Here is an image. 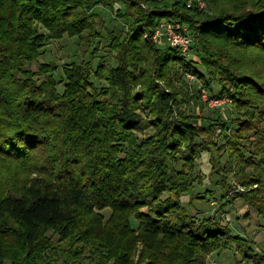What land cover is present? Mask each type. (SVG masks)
I'll list each match as a JSON object with an SVG mask.
<instances>
[{
  "label": "trees",
  "instance_id": "obj_1",
  "mask_svg": "<svg viewBox=\"0 0 264 264\" xmlns=\"http://www.w3.org/2000/svg\"><path fill=\"white\" fill-rule=\"evenodd\" d=\"M202 1L0 0V264H207L227 249L264 264L183 201L220 191L222 209L242 200L264 219V0ZM100 5L121 21L112 54ZM163 22L187 28L192 58L155 42ZM66 37L92 59L31 69ZM186 72L201 89L178 84ZM202 90L232 100L227 118Z\"/></svg>",
  "mask_w": 264,
  "mask_h": 264
},
{
  "label": "rangeland",
  "instance_id": "obj_2",
  "mask_svg": "<svg viewBox=\"0 0 264 264\" xmlns=\"http://www.w3.org/2000/svg\"><path fill=\"white\" fill-rule=\"evenodd\" d=\"M97 8L98 14L100 15V17H97L99 25L98 29L102 33V38H100L101 55L109 53L112 54L111 49L109 48L108 28L112 29L114 26L120 25L121 21L117 22L115 20H111L109 15L111 11L103 5H100ZM117 8L119 9L120 6H117ZM122 26L125 25L122 24ZM84 47L85 46L77 38L66 37L63 40L53 41L52 44L45 49L44 54L38 59V61L31 65V69L36 72L40 69L41 64L52 63L58 65V73L60 74L66 66L75 61L80 63L84 60L92 59L91 55L85 58V54L83 52ZM189 55L187 57H189ZM193 56L194 53L190 57L192 58ZM195 59L198 60V58ZM182 79L183 80L178 82V84L180 83L186 85L187 82L192 90L198 88L201 89L199 78L194 73L186 72V74L184 73L182 75ZM176 84L177 82L174 83V85ZM63 88L64 84L59 85V89L61 91H63ZM192 90H188V92H192ZM190 94L187 96L190 97ZM200 95L202 102L207 108L204 111L222 108L224 118L228 117V108L233 106L230 98H211L207 90L200 91ZM197 113L199 114V110H197ZM146 134H148V132ZM198 162L200 163L199 169L207 176H210L213 172L210 164V155L208 153H204L202 159L200 161L198 160ZM0 166H2L1 163ZM6 174L7 173L3 170L2 176H6ZM206 180L205 185L210 187L211 180L209 178ZM233 193L235 192L231 191L230 196H232ZM220 194L221 192L217 191V199L210 197V202H205L202 199L195 198L192 199V203L189 204L191 201L188 196H185L183 201L185 202L186 207L191 210L193 214H197L201 218L205 215L211 214L216 215L218 218L221 217L222 222L224 224L231 225V228L235 233H240L252 240L256 245L255 250L259 251L264 249V219L257 214L255 209L249 207V205L242 200H237L232 205L230 204L222 209V204H220ZM225 203L226 202H224V204ZM239 260H241V255L236 250L227 249L212 254L208 258L207 264H238Z\"/></svg>",
  "mask_w": 264,
  "mask_h": 264
},
{
  "label": "built area",
  "instance_id": "obj_3",
  "mask_svg": "<svg viewBox=\"0 0 264 264\" xmlns=\"http://www.w3.org/2000/svg\"><path fill=\"white\" fill-rule=\"evenodd\" d=\"M202 7L205 5L202 0ZM187 28L177 22H163L156 30L154 39L159 43L170 42L171 46L179 48L184 54H190L192 37L187 35Z\"/></svg>",
  "mask_w": 264,
  "mask_h": 264
}]
</instances>
